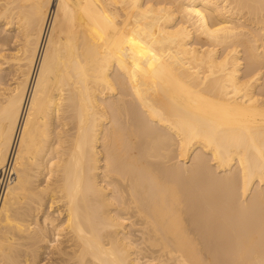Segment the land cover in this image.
Segmentation results:
<instances>
[{
	"label": "bare ground",
	"instance_id": "6f19581e",
	"mask_svg": "<svg viewBox=\"0 0 264 264\" xmlns=\"http://www.w3.org/2000/svg\"><path fill=\"white\" fill-rule=\"evenodd\" d=\"M0 26V264H264V0H0Z\"/></svg>",
	"mask_w": 264,
	"mask_h": 264
},
{
	"label": "rangeland",
	"instance_id": "374dc122",
	"mask_svg": "<svg viewBox=\"0 0 264 264\" xmlns=\"http://www.w3.org/2000/svg\"><path fill=\"white\" fill-rule=\"evenodd\" d=\"M0 27H1V26H0ZM0 30H1V28H0ZM5 32H8V33L10 32V33L15 34V31H5ZM5 32H4V33H5ZM4 33H2V34L4 35ZM5 34H6V33H5ZM10 52H11V51H10ZM7 53H9V51H8ZM8 65H9V64H8ZM8 65H7V64H3L2 66H3V67H7ZM8 70H9V71H8ZM1 72H2L1 75L4 76V81L7 80L6 82H4L3 80H2V82H0L1 84L4 82V84H2V85L0 84V85H1V87H0L1 90H4V88H6L5 86L8 85L9 82H11V75H10V73H9V72H11V69H9V68H7V69H5V70L3 69ZM3 74H4V75H3ZM7 82H8V83H7ZM46 255H47V254L42 255V261H43L42 263H44L45 261H47L48 258H47ZM44 258H45V260H43Z\"/></svg>",
	"mask_w": 264,
	"mask_h": 264
}]
</instances>
